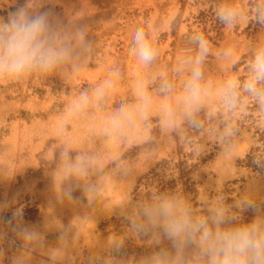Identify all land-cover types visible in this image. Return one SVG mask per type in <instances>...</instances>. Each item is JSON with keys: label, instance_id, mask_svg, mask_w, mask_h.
Listing matches in <instances>:
<instances>
[{"label": "rangeland", "instance_id": "1", "mask_svg": "<svg viewBox=\"0 0 264 264\" xmlns=\"http://www.w3.org/2000/svg\"><path fill=\"white\" fill-rule=\"evenodd\" d=\"M27 3L86 25L92 49L77 70L0 81V264H146L171 245L137 234L131 220L140 202L164 194L182 196L197 216L218 206L232 224L239 217L240 224L264 219V174L239 163L251 150L264 149V111L250 110L242 97L246 109L228 115L217 95L225 80L249 77L253 49L264 45V24L255 19L264 0H0V18ZM224 7L239 9L242 19L223 24L220 37L207 40L202 71L208 94L196 117L199 127L185 122L166 129L160 104H178L187 62L196 55L190 32L199 28L191 17ZM213 26L208 21L211 37ZM137 29L157 52L140 69L153 97L151 127L146 134L143 126L126 127L129 142L109 140V118L137 99L129 54ZM227 50L231 58L223 55ZM165 78L174 85L168 96L161 91ZM106 80L114 87L99 106L90 104L61 127L79 95L91 96ZM231 125L236 132L225 137ZM68 157H87V172L65 174Z\"/></svg>", "mask_w": 264, "mask_h": 264}, {"label": "clouds", "instance_id": "2", "mask_svg": "<svg viewBox=\"0 0 264 264\" xmlns=\"http://www.w3.org/2000/svg\"><path fill=\"white\" fill-rule=\"evenodd\" d=\"M217 18L233 26L242 19V13L237 8L224 7L217 11ZM255 19L264 24V7L256 9ZM193 42L196 55L187 62L190 70L178 104L173 105L167 99L160 104L162 125L169 130H178L185 122L193 128L199 127L196 117L208 94L202 65L209 54V45L200 35L195 36ZM91 49L86 25L65 23L50 9L34 10L31 3L24 4L10 11L6 20L0 18V81L16 82L34 74L46 76L57 71L77 70L90 59ZM129 54L135 60L133 76L137 99L131 107L121 105L109 118L105 130L109 140L129 142L126 127L140 130L143 126L145 134L151 127L153 97L140 69L150 65L157 52L143 29L135 31ZM223 55L231 58L232 52L227 50ZM112 87L114 82L106 80L91 96L87 91L82 92L68 108L61 127L90 104L99 106ZM161 91L165 96L171 95L174 85L165 78ZM242 92L264 111V45L253 49L246 81L229 78L218 87L219 102L228 115H234L242 106L246 109L247 105H242ZM235 132V126L231 125L224 136L231 137ZM68 159L65 174L87 172V157ZM245 206L251 207L247 202ZM131 226L137 234H151L158 245L165 240L171 245V250L160 248L146 264H264V219L232 224V218L222 207L209 206L207 215L197 216L188 200L180 195L164 194L140 202ZM189 249L193 250L191 257Z\"/></svg>", "mask_w": 264, "mask_h": 264}, {"label": "trees", "instance_id": "3", "mask_svg": "<svg viewBox=\"0 0 264 264\" xmlns=\"http://www.w3.org/2000/svg\"><path fill=\"white\" fill-rule=\"evenodd\" d=\"M197 0H195L196 2ZM212 2L217 5L219 0H212ZM217 9L210 12L206 13H199L197 16H192L191 17V24L196 25L199 28L198 32H190L193 37L200 35L203 36L206 40H214L218 39L221 35L220 29L223 23L218 20L217 18ZM210 21L211 23L214 24L213 26V32H214V37L209 36V32L206 29V25ZM180 22V18L177 17L174 19V21L171 24L172 30H174L175 26ZM250 66H247L245 69L249 70ZM239 80L241 82H244L247 80L246 77H240ZM242 97H248L250 100V105L251 107L249 108L250 110L252 109H259L258 106L256 105V102L253 98L245 95L243 92L241 93ZM239 163L245 167L249 168L254 172H258L260 174H264V149L256 148L254 150H251L248 154L245 155L244 159L239 161ZM239 215L243 216V214L238 213ZM243 222V218L239 217L238 221L236 224H240Z\"/></svg>", "mask_w": 264, "mask_h": 264}]
</instances>
